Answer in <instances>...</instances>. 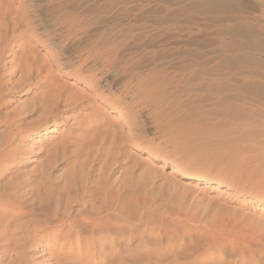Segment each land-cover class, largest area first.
I'll use <instances>...</instances> for the list:
<instances>
[{"label":"rangeland","instance_id":"rangeland-1","mask_svg":"<svg viewBox=\"0 0 264 264\" xmlns=\"http://www.w3.org/2000/svg\"><path fill=\"white\" fill-rule=\"evenodd\" d=\"M192 1L195 0H0V88L4 89L0 90L3 92V95L0 93V112L11 113L13 109L17 110L20 105L29 101L37 91L44 90L38 86V77L35 75L32 76V81L36 79L34 82H26L27 85L22 82V87H17L20 83V67L30 63L50 69L56 81L71 85L74 92L85 96L91 92L92 88L88 83L84 84L70 73V65L73 63L61 59L59 52L49 44V35L56 36L57 40L64 44L65 50L71 53L78 51L77 49L81 50L89 39L94 42L109 37L117 42L107 45L116 48L139 46L137 54L141 51L140 57L145 56V59L152 60L151 55L158 56L155 61L162 65L166 64L163 62L169 61L170 65L178 66L177 62L185 59L197 74L215 64V59H212L215 53H220L224 59H239L242 53L250 54L254 57L253 60H239L233 64L235 68L224 63V80L230 82L236 78L241 85L260 79L264 82V55L257 49L250 48L245 51L240 48V44L252 38L264 40V0H233L234 7L230 13L198 11L197 8L191 7ZM181 6H185V9ZM226 17L233 20H227ZM69 20L81 25L77 32L70 36L61 29V25L59 26L60 22ZM238 25L242 34L235 35L231 29ZM45 31L48 36L44 34ZM125 36L140 37L138 40L142 43L128 42ZM165 36L168 38L165 39ZM186 50H189L192 56L179 54ZM145 73L147 69L140 75L144 76ZM170 75H176L169 83L171 87L177 82L180 72L175 71ZM123 79L137 81L135 76L131 75ZM200 81V77L194 79L190 91H176L158 106L153 102L141 104L137 108L141 117L133 121V131L127 126L118 128L126 137H133L136 133L140 136L133 140L128 138L120 151L117 139L112 142L111 138L114 137L110 136L109 140L103 143L105 149L103 148L101 157L99 155L100 161L91 157L88 160L87 156L90 148L97 145L93 138L97 132H92L93 135L87 133L85 136L81 131L85 129V119L81 120L80 111L68 112L65 115L67 120H61L56 125L49 123L46 128L41 127L35 132L27 133L24 140L18 143L25 153L23 156H17L18 164H10L12 167L15 165V168L13 167L14 171L10 173L11 177H8L11 181L33 177L29 187L20 189L33 192L41 181L39 174L33 172L40 166L39 160L43 159L40 153L49 148L47 145L51 144L50 142L62 139V133L65 135L63 138H66L70 134L68 131L71 125L73 143L70 144L69 141L63 153L62 148L56 151L58 157L55 155L54 163L49 164L53 166L46 169L48 180L62 184L74 177L80 179L89 176L90 180L97 179L101 184L106 179L108 183L111 181L110 185H115L110 186L113 192L119 191V182H125L126 194L130 191L131 200L137 202L139 199V202H144L145 207V219L140 222H126V225L128 223V226L134 227L131 247L137 243V231L144 229V239L149 246L158 241L164 244L171 237L177 240V244L179 241L180 245L182 243V246H188L187 248L191 249V257L196 254L209 260L219 257L229 264H232V260L236 264H264V145L256 143L250 134L253 130L264 128V103L260 98L243 93L240 108L248 110L246 107L250 105L253 115L230 117L225 112L230 106L229 102L222 99L220 101L212 91H198L195 83H203ZM9 85L11 88L6 89V92L5 88L10 87ZM99 99L98 97V108L103 118L98 119L109 127L118 125L117 120L123 110L115 108L112 102L107 103ZM25 119L33 121L35 118ZM249 123L255 125L242 127ZM1 128L3 131L0 132V137L5 133L3 123L0 124ZM83 155H86L87 160ZM85 160L86 164H83ZM111 166L112 171L109 170ZM172 168H176L178 173L170 174ZM99 169L101 170L98 171ZM186 175L191 177L185 178ZM206 181H209L208 184ZM128 185H131L130 190ZM147 220H150V223ZM22 222L24 223L18 222L17 226L23 225ZM1 225L0 264H108V261L101 263L96 257L97 254H92L95 251L88 250V255L80 256L82 249L79 246L82 243L68 242V234L64 228H37L33 232V236L36 235L34 242L31 239L27 241L21 235L23 233L20 228L17 230L16 226L5 228ZM12 232L14 234H10ZM17 232L21 234L16 236ZM68 233L73 239L77 237L74 232ZM157 234L161 237H157ZM12 235L14 238L10 237Z\"/></svg>","mask_w":264,"mask_h":264},{"label":"bare ground","instance_id":"bare-ground-1","mask_svg":"<svg viewBox=\"0 0 264 264\" xmlns=\"http://www.w3.org/2000/svg\"><path fill=\"white\" fill-rule=\"evenodd\" d=\"M232 2L233 0H195L194 2L192 1L191 7L193 8L195 7L197 8V10L199 9L204 12L230 13L233 11L232 9L234 7L233 6L234 4H232ZM166 3L167 2H165V4ZM169 5H170V1H169ZM184 7L185 6L182 7L183 10L185 9ZM182 8H180V11ZM228 17H226V19ZM229 19L232 18L230 17ZM60 25H61V29H63V31H65L66 34H68L69 36L74 35V33L77 32L79 26H81L79 22L76 23L70 20L67 22L62 21L59 23V26ZM231 30L232 33H234L235 35L242 34V29L239 27V25L234 26ZM44 34L46 36L49 35L46 33V31L44 32ZM125 38L126 41L128 42L133 41V42L142 43V41L138 40L140 37L125 36ZM167 38L165 36V39ZM47 39L49 41V44L57 52H59L58 54L61 56V59H63L64 62L73 63L70 65L72 66L71 67L72 71L70 73L73 76H75L77 80L84 82V84L88 83V85L92 89H90L91 92H89L85 96L82 93H77L76 91L74 92L72 89L73 87L71 85L67 86L65 83H59L58 81H56L54 79L52 71L48 68H45V66L39 67L33 65V63H30L28 65H24L20 67L21 72L19 71L20 78L18 79L20 83L17 87L21 88L22 86L20 87V84H22V82L23 84L25 83L26 85L27 83L31 84V82H34L36 80L35 79L34 81H32L33 80L32 76L35 75V77H38L37 79L38 86L42 87L44 90L41 92L37 91V93L31 96L30 100L28 98L29 101L23 103L22 106L20 105V108H18L19 110L17 109L18 111L16 109H13L11 113L7 112L8 114L7 113L5 114L4 113L5 111L3 112L2 110L1 111L4 114L0 112L3 115V116L0 115V124L3 123L5 129L4 131L5 133L3 132L4 135L0 137V226H2L1 224H3L5 228H9L11 226L12 228H14L13 226H16V229L18 228L17 230H19L20 228V232L22 231L23 233L21 234L17 232L16 236L19 233L23 235V237L27 241L31 239L34 242H35L34 236L36 235L33 236V232L37 228L39 229L41 228V230L48 226H55L57 230H59V227L64 228L67 232L65 233L68 234L67 235V238L69 240L68 242L72 243L74 241L75 242L77 241L82 243V245L79 246V248L82 249L81 254H79L80 256L81 255L83 256L85 254L88 255L87 253L88 250L93 252L95 251L92 254L93 255L97 254L96 257L100 259L101 263H106V261H108V264H227L228 263L227 260L229 259L228 257H227L228 259L226 260L227 263H224L223 261L225 260L219 257L217 259L215 258L210 260L204 258L205 256L198 257L196 254L194 255V257H191L189 252V250L191 249H188L187 248L188 246H182L183 244L181 243V241H180L181 245L179 244V241L177 244L176 242L177 240L171 237H169L168 239L169 241H167L164 244L160 243L159 241L153 242L151 247L146 243L147 240L144 239V234H145L144 229L143 231L141 229H140L141 231H137L138 233L137 243L136 245L133 244L134 247H131L132 237H134L132 235L133 232L132 230H134V227L128 226V223L126 225V222L127 221L129 222L132 221L131 223H133L134 221L140 222L144 218L145 207L143 205L144 204L143 201L139 202L138 201L139 199L137 200V202L134 201V199L133 201L131 200L132 197L130 198L131 196L130 191L126 194L125 191L126 185L124 184L125 182L124 183L119 182L118 183L119 185L117 184L118 185L117 188L119 189V191L118 189H116L118 192H113L110 186L111 185L115 186V185L114 184L110 185L111 181L110 183H108L109 181L106 179H104L103 183L100 182L101 184H99V181H97V179L93 180L92 178L90 180L88 178L89 176L88 177L85 176L80 179L75 177L72 178L69 176L70 178H72V180L71 179L67 181L65 180V182H63L62 184L56 183L55 180L53 181L48 180L49 174H47L48 176L46 175L47 173L46 169L47 168L51 169V167L53 166L49 164L50 162L54 163L53 158L55 157V155H57L56 151L62 148L63 150L62 153H63L64 150H66L65 147H67L69 143L71 144L73 140L71 137V132H72L71 125L69 126V131H68L70 132V134L69 135L66 134L67 135L66 138H63V136L65 135L62 133L61 134L62 139L60 140L57 139L58 141L56 140L50 142L51 144L47 145L49 146V148L47 147L48 149L46 148L42 150L43 148H41L42 152L40 151L41 152L40 156H43L41 157L43 159L39 160L40 163L38 162L40 166L35 170H33V172L34 171L37 172L35 174H39V180H41L40 181L41 186L38 182L37 188H34L35 190L33 192L30 190L20 191V189L23 188L25 189V187L27 186L29 187V184L31 183L33 177L31 178V176H28L25 180L20 178L16 181L13 180L14 182L10 180L11 177L10 173L15 168V165L13 166L14 167L13 168L12 166H10V164H13L15 162H17L18 164L17 156L25 153L24 150L21 148L22 146H19L18 143L24 140L28 132H35L38 130V128L41 127L46 128L45 126H47L49 123H53L54 125H56L61 120H67L66 119L67 117L65 115L68 112H73L75 110L80 111L81 120L85 119V122L83 124L85 126V129L83 128L84 130H81L83 131V134L86 136L87 133L93 135L92 132L95 131L97 132L93 136V138H95L94 142H97L96 143L97 145L91 147L93 148V150H91V148L90 151L88 150L89 152H87L88 153L87 156L88 158L91 157L98 159L100 161L101 158H99V155L101 157L102 151L105 149L103 143L107 142L110 136L114 137L111 138L112 142L113 141L115 142V140L117 139L116 143L118 144L119 151L121 150V147L124 145L125 141L128 140V138L133 140L134 138L140 136V135L137 136L138 134L136 133L134 134L133 137L132 136L126 137L125 134L120 132L118 128L127 126L130 131H133L135 127V125H133V121H135L136 118L141 117L139 110L137 109L141 104L145 102H150V103L153 102L158 106L159 103L161 104L162 102H166L168 95H172L176 91L178 92L183 90L190 91L193 85L192 81L194 79L197 80L199 77L201 78L200 82L203 81V83H195L196 87H198L197 88L198 91L199 89L207 90L206 92L212 91L213 94H215V97L217 99H220V101L222 99L226 102H229L230 106H228L227 109L225 110L228 116L233 118H237L238 116L241 117L243 115L251 116L252 108L250 107V105L249 106L247 105L246 107L248 108V110H242L240 108L241 105L239 103L242 100V94L246 93L256 98H260L264 103V82H262L260 79V81H248L241 85L236 78L231 79V77H230L231 80L229 82L227 80H224V74L226 73L222 72L223 69L222 66L224 65V63H227L226 65L231 64V66L235 68L233 64L237 63V61L239 60L249 61V60H253L254 57L250 54L244 55L242 53L243 55L241 54L239 59L238 58L224 59V57H222L220 53H215L214 58H212L215 59V64L213 66L210 65L208 67L206 66L207 68L202 69L200 73L197 74L194 73V70L191 68L190 64H188L189 62L187 63V60L185 59H181L179 62H177L179 64L178 66H174L175 64L170 65L169 61L163 62L166 64L162 65V63L155 61L159 58L158 56L151 55V57H153L152 60L145 59V56L144 58L140 57L141 51L139 54H137V52H139V48H140L139 46H136L137 48L135 47L125 48L126 46L116 48V46L107 45L109 43L117 42L115 41V39L109 37H104L94 42L92 39H89L88 41H85L86 45L81 50L80 49H77L78 51L74 50L73 53L66 51L64 44L61 43L59 39L57 40L56 36L49 35V38ZM147 40L148 39H146V41ZM155 45L152 46L155 47ZM240 45H241L240 48L243 50L245 49V51L246 49H250V48L257 49L260 53L264 55V40L262 39L252 38V40L246 41ZM219 50L221 51V48H219ZM179 54L187 56V55H191V52H189V50H186L185 52L181 51ZM27 59L28 58H26V60ZM74 61H76L77 64ZM192 67L194 66L192 65ZM146 69H147V73H145L144 76L140 75L141 72L144 70L146 71ZM175 71L180 72V76L178 77L177 82L171 85L170 87L169 83L173 81L172 79L177 75L176 74L175 76H172L170 74L174 73ZM129 75L135 76L137 81L136 82L125 81L123 79V77L125 76L127 77ZM11 86L5 88V90L11 88ZM0 90L4 91L3 88L2 89L0 88ZM0 93L3 95V92ZM98 97L100 98L99 100L103 102H107V103L112 102V104H114V107L119 109L120 111L123 110L120 117H118L117 120L118 125H113V127H109L107 123L106 125H104L102 124V121L98 119L99 117L103 118L98 108L99 106V104L97 103L99 102ZM249 104H251V102H249ZM26 117H32V118L34 117L35 119L33 121H31V119L30 121H25ZM131 125H133L134 127ZM254 125L255 124L249 123L247 125H243L242 127L248 128V127H253ZM136 129L138 131V128ZM2 131L3 129L0 132ZM242 132H245V130H242ZM251 132H253L250 134L252 135V138L256 140V143H258L259 145H264V128H262L261 130H253ZM116 134L119 135V140L116 137ZM242 135L244 136L245 134L243 133ZM85 156L83 155V157ZM76 157H78V154L76 155ZM86 160L85 163L83 164H86ZM88 160H90V158ZM91 163H88V165L89 164L91 165ZM88 165H83V166H88ZM111 168L112 166L109 168L110 171H112ZM80 169H82V167ZM73 170L71 169V171ZM100 170L101 169H99L98 171ZM82 171H84V169H82ZM169 173L170 174L178 173V171L176 168H172ZM97 174L99 173L97 172ZM9 175L10 177H8ZM190 177L191 176L186 175L185 178H190ZM208 182L206 181V184H208ZM127 184L129 183L127 182ZM131 185H128L129 190ZM132 196L135 195L132 194ZM21 221H24V223L22 222L23 225L17 226ZM147 221L149 222L150 220ZM16 229L14 230L16 231ZM68 231L74 232L77 235V237L74 236L76 238L73 239L69 235L70 233H68ZM170 233L173 232H169V234ZM10 234H14V233L12 232ZM66 234L64 236H66ZM154 236L152 237L153 239ZM159 236L161 237V235H158L157 237ZM10 237H13V235ZM216 250L211 249V251H216ZM90 258L87 261H89ZM231 263L236 264L233 262V260Z\"/></svg>","mask_w":264,"mask_h":264}]
</instances>
